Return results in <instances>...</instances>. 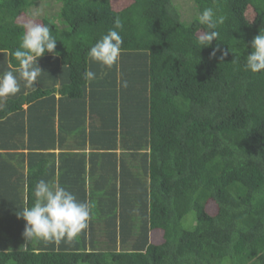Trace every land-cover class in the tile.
<instances>
[{
	"label": "trees",
	"instance_id": "trees-1",
	"mask_svg": "<svg viewBox=\"0 0 264 264\" xmlns=\"http://www.w3.org/2000/svg\"><path fill=\"white\" fill-rule=\"evenodd\" d=\"M38 1L0 0V73L16 65L29 22L49 26L59 55L38 59L39 80L62 81L73 128L33 125L31 136L16 124L54 86L0 99V264H264V74L243 67L264 0H188L190 22L183 0H49L57 13L29 16ZM206 7L226 19L199 49ZM116 18L122 50L107 68L88 51ZM40 120L51 124L50 113ZM41 179L90 204L75 240L24 237L16 212Z\"/></svg>",
	"mask_w": 264,
	"mask_h": 264
},
{
	"label": "clouds",
	"instance_id": "clouds-1",
	"mask_svg": "<svg viewBox=\"0 0 264 264\" xmlns=\"http://www.w3.org/2000/svg\"><path fill=\"white\" fill-rule=\"evenodd\" d=\"M226 17L217 16L211 7H206L198 16L200 25L206 26L198 36L201 47H209L217 41L220 33L218 27ZM123 24L119 18L114 20L113 27L101 36L89 49L88 57L104 67L111 68L118 61L121 54L123 37L118 29ZM57 39L52 35L49 26L35 21L29 22L23 31L20 44L10 52L17 62L9 70L0 73V99L15 96L21 90V81L25 87L34 88L38 79L44 74L38 66V59L45 53L54 57L59 53L55 51ZM250 53L246 56L244 69L253 74H264V31H259L250 41ZM219 47L213 48L210 58L216 57ZM226 53H221L219 59L223 60ZM87 80L96 78V74L88 70L84 73ZM127 87V81L122 82ZM35 202L31 207H25L16 212L17 218L25 221L23 235L26 239H36L45 242L60 243L62 240L71 242L75 240L89 226L91 206L82 202L57 182L39 180L34 189Z\"/></svg>",
	"mask_w": 264,
	"mask_h": 264
},
{
	"label": "crops",
	"instance_id": "crops-1",
	"mask_svg": "<svg viewBox=\"0 0 264 264\" xmlns=\"http://www.w3.org/2000/svg\"><path fill=\"white\" fill-rule=\"evenodd\" d=\"M37 63H38V66L40 67L41 61L38 60ZM52 70L53 69H51V71ZM61 84H62V81L60 79L52 80V78H50L47 81L44 80L43 83H42V80L38 79V83H35L33 85L34 88L27 87V89L30 90V89L40 88L41 86H45V85L48 87L54 86L55 91H53L48 96L40 98V100H43L45 102L44 104H37V106H35L31 109L29 108L28 104H24L22 106V109L25 111V114L22 115V117H20V119L17 121L16 124H18L20 127H22V124H23L24 125L23 131L26 134H29L31 136L35 135L37 132H40L39 130H41V129H39V128H42V127L43 128H49L48 130H51L52 134H54L55 136L65 135L64 132H66L68 134L72 133L71 128H73L72 127L73 124H71V121L69 120L70 119L69 114H67L68 112H70L69 108L67 106V104L70 103V99H69V96L67 94H63L62 91L59 90ZM21 87H25L23 84V81H21ZM36 103H37V101H36ZM47 111L51 115V121H50L51 124H44V121L41 122V124H39L40 123L39 121H41L40 118L43 119V117ZM22 118H23V120H21ZM79 118L82 119L83 116L79 117ZM86 118L89 120V117H86ZM88 120L86 121V124L88 123ZM37 122H39V123H37ZM33 125H35V127L38 126L39 130L37 128L36 129L32 128V130L29 129ZM87 126H88V124H87ZM33 129H34V131H33ZM41 132H43V131H41ZM53 150L55 151L56 154L61 152L57 147ZM62 176H63V174H61L58 171L55 174L56 179H59Z\"/></svg>",
	"mask_w": 264,
	"mask_h": 264
},
{
	"label": "rangeland",
	"instance_id": "rangeland-1",
	"mask_svg": "<svg viewBox=\"0 0 264 264\" xmlns=\"http://www.w3.org/2000/svg\"><path fill=\"white\" fill-rule=\"evenodd\" d=\"M185 1V2H184ZM42 2H44L45 4H42ZM186 3V5L184 3ZM180 3V14H181V18L184 22H190L192 18H194V13L193 10L189 8V4H188V0L186 2V0H183ZM59 10V4L56 3V6L53 5V2L51 1H47V0H42V1H38V3L32 5V7L30 8V11L28 13V15L32 16V17H42L46 14H50L53 12H58ZM190 216V217H189ZM188 216V220L192 219V217L194 216V213H190Z\"/></svg>",
	"mask_w": 264,
	"mask_h": 264
}]
</instances>
